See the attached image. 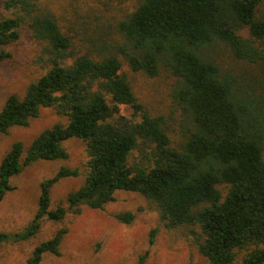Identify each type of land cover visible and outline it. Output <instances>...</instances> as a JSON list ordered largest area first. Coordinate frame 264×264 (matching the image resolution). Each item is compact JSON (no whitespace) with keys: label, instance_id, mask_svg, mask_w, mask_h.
I'll return each mask as SVG.
<instances>
[{"label":"trees","instance_id":"1","mask_svg":"<svg viewBox=\"0 0 264 264\" xmlns=\"http://www.w3.org/2000/svg\"><path fill=\"white\" fill-rule=\"evenodd\" d=\"M135 1L119 16L86 23L75 41L70 26L38 0H0V45L26 33L45 69L23 96H7L0 134L26 126L45 107L66 119L41 130L24 157L22 142L11 145L0 160V201L14 188L12 175L37 159H66L63 142L74 137L85 143L87 169L66 195L69 208L101 209L117 190L137 192L209 264H235L239 253L242 264H263L264 0ZM98 10H91L94 20ZM220 44L254 64L259 77L226 71L212 53ZM9 55L0 50V60ZM124 63L148 76L160 68L170 73V96L182 116L177 141L166 117L151 114L135 95ZM77 175L78 167L62 165L43 179L31 221L20 231H0V243L34 236L43 219H63L65 207L49 208L50 189ZM114 217L130 223L134 213ZM65 232L60 227L39 242L27 263L39 264L46 252L58 255Z\"/></svg>","mask_w":264,"mask_h":264},{"label":"rangeland","instance_id":"2","mask_svg":"<svg viewBox=\"0 0 264 264\" xmlns=\"http://www.w3.org/2000/svg\"><path fill=\"white\" fill-rule=\"evenodd\" d=\"M38 2L50 10L59 22L70 26L75 41L81 38L80 32L86 23L100 22L102 16L105 18L113 13L119 16L122 11L125 13L132 10L136 4L135 0ZM97 8L98 15L94 20L91 10ZM240 34L247 37V29L240 30ZM3 49L10 52V55L0 60V109L10 93L23 96L27 85L45 71L36 61L38 44L26 33L16 42L0 45V50ZM212 53L226 71L238 75H259L254 64L234 57L223 44L215 47ZM122 69L135 95L151 114L166 117L167 129L172 130L173 138L177 141L179 130H182L179 125L182 116L170 96L173 81L170 73L160 68L156 75L148 76L141 71H132L125 63ZM123 112L129 113L127 109ZM57 122L65 123L66 119L53 108L45 107L26 126L10 127L6 134H0V160L15 141L22 142L24 157L25 149L36 135ZM63 146L68 153L66 159H37L10 177V184L14 188L7 191L0 201V231L16 232L27 226L37 208L41 181L53 175L62 165L78 167L79 175L61 178L50 189L49 208L53 209L57 205L65 207L63 219H43L34 236L17 242L0 243V264H28L27 259L33 248L50 238L60 227H65L66 232L59 244V254L46 252L39 264H139L142 255L143 264H209L191 241L181 235L180 230L165 228L157 211L137 192L117 190L115 199L101 209L85 204H81L78 211L69 208L66 195L83 183L87 156L85 143L78 138L65 140ZM127 210L134 213L130 223H122L114 217L116 213ZM154 227L157 231L150 242L149 232ZM235 264H242L241 253L237 255Z\"/></svg>","mask_w":264,"mask_h":264}]
</instances>
